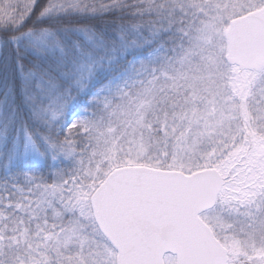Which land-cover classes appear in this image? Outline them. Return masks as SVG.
<instances>
[{"label":"snow or ice","instance_id":"1","mask_svg":"<svg viewBox=\"0 0 264 264\" xmlns=\"http://www.w3.org/2000/svg\"><path fill=\"white\" fill-rule=\"evenodd\" d=\"M0 264H264V0H0Z\"/></svg>","mask_w":264,"mask_h":264}]
</instances>
